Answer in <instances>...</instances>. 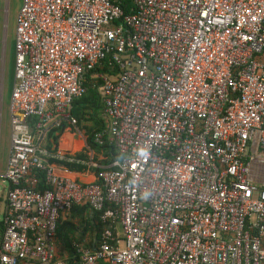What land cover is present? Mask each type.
<instances>
[{"label": "built area", "instance_id": "2783aa9c", "mask_svg": "<svg viewBox=\"0 0 264 264\" xmlns=\"http://www.w3.org/2000/svg\"><path fill=\"white\" fill-rule=\"evenodd\" d=\"M106 57L108 125L93 137L121 158L51 154L48 134L78 129L73 102ZM9 110L0 264H65L58 221L82 203H108L121 234L76 245V264H264V0H22Z\"/></svg>", "mask_w": 264, "mask_h": 264}, {"label": "crops", "instance_id": "0c3cea01", "mask_svg": "<svg viewBox=\"0 0 264 264\" xmlns=\"http://www.w3.org/2000/svg\"><path fill=\"white\" fill-rule=\"evenodd\" d=\"M15 32H16V28H15ZM13 75H14V57H13ZM12 86H13V78H12ZM11 90H12V88H11ZM10 96H11V93H10ZM101 103L103 105V102H101ZM9 104H10V102H9ZM8 110H9V107H8ZM9 115H10V110H9ZM101 115L104 118V128H105L108 125V122L106 121V119L103 115V106L101 109ZM53 130H54L53 134L57 136L56 142L53 141L54 140L53 138H51L50 141H52V144H50L51 146L48 147V138H49V134H48V136L45 140V145H44V141L42 143V145H44L51 154H53L57 151H61L64 154H68L67 156H71V157H74L77 159L80 158L79 160H92L94 162L100 163L101 165H109V163L113 160V159L112 160L110 159L111 161H109V159H107L102 153H96L94 150L89 148L88 143H87V135L85 134V129H83L82 127H78V129H75V128L66 126L61 130H60V128L53 129ZM81 130H82V134L80 133ZM106 140L108 143H110L114 146L115 151L117 152L115 144L112 141L110 142V140H108V139H106ZM9 154H10V144H9V150L7 153V159H6V162L4 163V169L1 170L2 171L1 172L2 177H3V174H4L5 169H6ZM82 154H84V156H81ZM118 155L119 156L117 158H114V159L121 158L119 153H118ZM52 160H53V162H57L56 159H52ZM59 161L61 163L55 164L56 173L58 175L67 176V177H70L72 179H76L78 181H81L83 183L92 182V181L96 180V171L98 170V168H93L92 166H89L86 163L82 164L80 162H71V164H79L83 167L81 170H73L66 165V163H69V162L64 161V160H59ZM105 161H106V163H105ZM3 180H5L4 177H3ZM8 188H9V183H8ZM44 188H42V189L37 188V189L43 190ZM81 205L82 206L85 205L88 208L83 210V211L77 210L75 212L76 209L74 207L71 209L70 212L62 213L60 218H59V221H58V223H63L65 221H69L70 223L74 224V226L76 228V230L74 232L75 240H73V242H72L74 249L76 248V245H84V246H87L89 248H94L95 246H97L99 244V242L102 239L103 233L106 230H109L110 232H112L113 236L121 234V227H120L118 219L114 220L111 218H106V219L103 218L104 212L106 211L107 208H109L108 203L105 205V207L102 210H98V211L91 209V207L86 203L77 204L76 207L79 208V207H81ZM6 209H7V201L5 198L4 213H3L4 216L6 213ZM93 211H96L99 214L98 221L100 222V226H101L100 228H97L94 221H93V217H92ZM3 219H2V221H0V239L2 236L3 228H4ZM57 242H59V239L56 237V245H57V249H58V254L60 256V255H62L61 254L62 251H61V247L59 246V244ZM112 243H114V240ZM61 245H63V244H61ZM64 257H66V254ZM64 257L61 256L59 258H61L62 261H64L65 260ZM73 259L75 262L76 258L73 257Z\"/></svg>", "mask_w": 264, "mask_h": 264}, {"label": "trees", "instance_id": "16d2710c", "mask_svg": "<svg viewBox=\"0 0 264 264\" xmlns=\"http://www.w3.org/2000/svg\"><path fill=\"white\" fill-rule=\"evenodd\" d=\"M129 2V1H128ZM131 8H125V10L128 12ZM107 73L109 72L108 68V59L107 57L99 64L97 67L93 70L88 71L85 74V80L84 85L86 88L85 93L74 100L73 107H72V114L77 119V125L78 127H82L85 129V134L87 135V143L89 148L94 150L96 153H102L109 161H111L114 158H117L119 155L115 151V148L112 144L108 143L107 140L104 144L99 145L94 141L93 134L98 131L102 130L104 128V118L101 115V109H102V90H101V84L102 81L98 77L99 73ZM64 127L60 128L63 129ZM52 130L49 133L48 138V147H50L52 144V141H50L51 138H53L56 142L57 136L53 134ZM106 138V136H105ZM81 156H84L82 154ZM111 159V160H110ZM56 163H61L60 161H57ZM106 163V161H105ZM68 167H70L73 170H81L83 167L79 164H71L66 163ZM37 188L42 189L46 187L44 185V174L42 172H39L37 174ZM77 204H75L72 208L75 207V212L77 210L83 211L87 209V206H82L77 208ZM93 221L97 228H100V222L99 214L96 211H93ZM98 223H97V222ZM76 228L73 223H70L69 221H65L63 223H58L57 229H56V237L59 239V246L61 247L62 255L59 257H64L66 254L65 260L63 261L65 264H76L73 259V255L75 253V249L73 248L72 242L75 240L74 232ZM63 244V245H61ZM58 259H61L59 258ZM62 260V259H61Z\"/></svg>", "mask_w": 264, "mask_h": 264}, {"label": "rangeland", "instance_id": "374dc122", "mask_svg": "<svg viewBox=\"0 0 264 264\" xmlns=\"http://www.w3.org/2000/svg\"><path fill=\"white\" fill-rule=\"evenodd\" d=\"M21 4L22 0H0V221L4 218L8 189V182L3 180L1 170L4 169L10 144L8 107L13 78L15 28Z\"/></svg>", "mask_w": 264, "mask_h": 264}]
</instances>
